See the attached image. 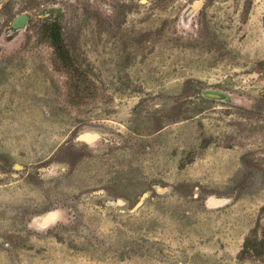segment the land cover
Listing matches in <instances>:
<instances>
[{
    "label": "rangeland",
    "instance_id": "374dc122",
    "mask_svg": "<svg viewBox=\"0 0 264 264\" xmlns=\"http://www.w3.org/2000/svg\"><path fill=\"white\" fill-rule=\"evenodd\" d=\"M0 264H264V0H0Z\"/></svg>",
    "mask_w": 264,
    "mask_h": 264
},
{
    "label": "water",
    "instance_id": "95a60500",
    "mask_svg": "<svg viewBox=\"0 0 264 264\" xmlns=\"http://www.w3.org/2000/svg\"><path fill=\"white\" fill-rule=\"evenodd\" d=\"M28 22H29V15L26 13H23L14 19L11 26H12V29H14V30H22L26 27ZM203 95H204V97L211 99V100H216V101L227 100V96L224 93H221L218 91L208 90V91L204 92ZM97 137L98 136L96 134L86 133V134L79 136L78 141L86 142V143H92L94 140H96ZM162 190H164V189H162ZM146 197H148V193L143 194L139 203L136 205L135 209L138 208L143 203V201L145 200ZM223 202L224 201H219V202H215V203L220 204ZM57 217H58V214L54 215L53 219L50 222L54 221Z\"/></svg>",
    "mask_w": 264,
    "mask_h": 264
},
{
    "label": "trees",
    "instance_id": "16d2710c",
    "mask_svg": "<svg viewBox=\"0 0 264 264\" xmlns=\"http://www.w3.org/2000/svg\"><path fill=\"white\" fill-rule=\"evenodd\" d=\"M49 28L52 31L51 38L54 40L55 43L56 55L60 57V59H62L66 63V65H71L72 63L69 51H67L66 47L63 45V40L61 36V26L59 24H51Z\"/></svg>",
    "mask_w": 264,
    "mask_h": 264
},
{
    "label": "flooded vegetation",
    "instance_id": "af4514ba",
    "mask_svg": "<svg viewBox=\"0 0 264 264\" xmlns=\"http://www.w3.org/2000/svg\"><path fill=\"white\" fill-rule=\"evenodd\" d=\"M27 14V13H26ZM12 27V26H11ZM14 30V29H13ZM16 32L21 31V30H15ZM92 134H96L98 137L96 138V140H94L92 143H87V144H95L97 142H107V139L103 138L102 135L96 133V132H92ZM86 143V142H83Z\"/></svg>",
    "mask_w": 264,
    "mask_h": 264
},
{
    "label": "bare ground",
    "instance_id": "6f19581e",
    "mask_svg": "<svg viewBox=\"0 0 264 264\" xmlns=\"http://www.w3.org/2000/svg\"><path fill=\"white\" fill-rule=\"evenodd\" d=\"M54 216L49 217L45 222L48 223L49 221H51L53 219Z\"/></svg>",
    "mask_w": 264,
    "mask_h": 264
}]
</instances>
